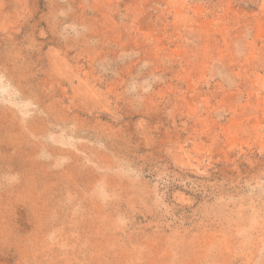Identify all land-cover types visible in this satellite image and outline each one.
Segmentation results:
<instances>
[{
    "label": "rangeland",
    "instance_id": "1",
    "mask_svg": "<svg viewBox=\"0 0 264 264\" xmlns=\"http://www.w3.org/2000/svg\"><path fill=\"white\" fill-rule=\"evenodd\" d=\"M263 156L264 0H0V264H264Z\"/></svg>",
    "mask_w": 264,
    "mask_h": 264
},
{
    "label": "trees",
    "instance_id": "2",
    "mask_svg": "<svg viewBox=\"0 0 264 264\" xmlns=\"http://www.w3.org/2000/svg\"><path fill=\"white\" fill-rule=\"evenodd\" d=\"M262 162H263V164L261 165V168L260 169H263L264 170V156H263V159H262ZM220 168V167H219ZM259 170V167L258 166H256V167H254V168H251L248 164H242L241 165V167H240V173H241V179L242 180H246L247 178H250L252 175H254L257 171ZM227 175H233V176H236L237 175V173L236 172H234V173H232V172H225ZM217 176H222L221 175V171H219V172H215V173H213V177H214V179L217 177ZM218 180H220L219 178H218Z\"/></svg>",
    "mask_w": 264,
    "mask_h": 264
}]
</instances>
